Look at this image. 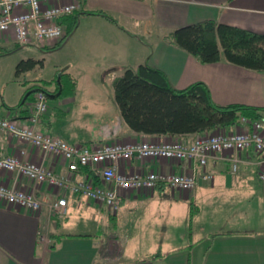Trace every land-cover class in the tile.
<instances>
[{
	"label": "crops",
	"instance_id": "crops-1",
	"mask_svg": "<svg viewBox=\"0 0 264 264\" xmlns=\"http://www.w3.org/2000/svg\"><path fill=\"white\" fill-rule=\"evenodd\" d=\"M74 16L76 20L73 19ZM204 19L264 33V0H81L79 10L65 17L63 24H66L67 28L72 26V21H77L79 26H82L83 33L87 34L91 48L102 59V65L117 67V71L107 76L111 84L122 68L147 62L161 70L176 89H182L194 82H203L217 104L240 103L264 107V72L243 68L225 60L202 64L170 40L169 34L174 29ZM57 46L58 43H51L44 48ZM134 56L138 58L135 60V66L132 65ZM25 103L16 110L11 109L14 106L7 105L1 110L0 118H17L23 123L26 122L28 113L25 111ZM114 107L117 123L115 128H111L114 136L112 142L145 139L161 143L180 138L190 143L203 134L156 136L136 133L120 117L115 101ZM246 127H249V124L240 121L225 130L234 132ZM21 150L25 151L24 155H21ZM230 154L217 153L214 158L208 159L206 172L213 176L212 181L199 179L194 189L188 192L170 191L171 195L184 199L191 197L194 201L204 198L208 203H214L221 198V202L228 206L218 210L225 213L233 211L229 206L231 201L226 198L234 190L247 196L264 198V185L257 178V153L252 148L241 151V162L235 174L230 171ZM5 155H15L26 161L41 163L57 174L66 173V164L63 161H53L40 150L0 131V157ZM129 165L135 170L164 173H178L186 166L189 173L199 172L195 162L188 164L176 160L167 162L164 159L132 158ZM83 171L85 170H81L80 177H83ZM0 182L8 186L16 183L19 188L33 190L42 203L40 209L35 212L0 203V264H152L145 259H129L124 255L111 253L100 258L97 253L99 251L100 254L99 248L104 242L101 243L99 238L107 235L103 229H107L111 234L110 222L119 224L121 228L125 225L126 210L131 213L141 207L146 214L154 216V211L158 208L156 205L165 196L167 188L164 186H158L156 190L146 193L125 192L121 195L120 206L116 212H111L93 200L67 192L66 210L56 212L51 211L49 205L56 200L59 193L53 192L45 183L35 185L26 178H19L15 182L13 173L2 170ZM218 210L216 212H219ZM237 226L238 223H234L232 227L224 226L222 235L215 238L220 240L223 247L220 251L213 252L211 264H264V238L254 239L240 235L241 232L254 233L260 230L242 231ZM191 229L189 235L192 240L195 228ZM199 229L204 231L206 228ZM150 234L151 229L148 227L144 236ZM114 236L116 237V234ZM97 241L99 245L96 244ZM57 246L60 247L59 250ZM62 252L65 254L59 255ZM165 259L166 256L158 260L163 264Z\"/></svg>",
	"mask_w": 264,
	"mask_h": 264
},
{
	"label": "rangeland",
	"instance_id": "rangeland-1",
	"mask_svg": "<svg viewBox=\"0 0 264 264\" xmlns=\"http://www.w3.org/2000/svg\"><path fill=\"white\" fill-rule=\"evenodd\" d=\"M76 23L70 35L55 48H24L0 40V112L7 105L16 106L25 98L30 102L35 93L32 90L39 88L48 97L46 118L39 125L41 130L71 144L111 143L114 140L111 128H115L117 116L112 84L107 76L118 69L102 65L87 34ZM27 59L42 61V66L37 64L16 75L17 64ZM136 59L134 56L133 66ZM229 195L226 200L231 201L229 206L233 211L225 213L219 211L228 206L221 198L214 203H208L204 198L194 201L191 197H173L167 189L156 205L154 216L137 207L131 213L124 211L122 228L110 222L111 234L103 229L107 235L99 238L104 245L99 248V241L96 242L101 250L97 255L100 258L108 253L124 255L152 264H160L158 259L165 256L167 259L163 264H211L213 252L223 247L215 238L222 235L224 226L232 227L238 223L237 227L242 231L260 230L241 232L240 235L264 238V198L247 196L236 190ZM148 227L151 234L144 236ZM193 227L195 234L191 240L189 231ZM199 227L206 229L202 231ZM211 227H216L214 232ZM59 248L57 246V250Z\"/></svg>",
	"mask_w": 264,
	"mask_h": 264
},
{
	"label": "built area",
	"instance_id": "built-area-1",
	"mask_svg": "<svg viewBox=\"0 0 264 264\" xmlns=\"http://www.w3.org/2000/svg\"><path fill=\"white\" fill-rule=\"evenodd\" d=\"M81 0H0V40L24 48H44L58 43L65 36L63 19L77 12ZM47 94L43 90L34 93L25 103L29 109L26 122L17 118H0V131L16 137L32 148L40 150L53 161L66 164V173L57 174L41 163L23 160L15 155L0 157V170L13 173L15 182L26 178L35 185L46 184L59 196L50 205L51 211H65L66 193L79 195L103 205L111 212L120 206L121 195L128 191L152 192L158 186L170 191L188 192L198 180L212 181L206 172L208 159L217 153L230 152L231 173L235 174L241 162L240 152L252 148L258 155L257 178L264 185V118L248 122L243 130L227 132L216 129L203 133L192 142L173 139L168 142H151L145 139L131 142L106 144H71L39 128L48 109ZM25 151L21 150V155ZM132 158L164 159L167 162H195L198 171L188 172L187 167L176 173L142 169L129 165ZM83 177H80L81 170ZM0 203L22 208L27 212L40 209L42 203L33 190L19 188L0 182Z\"/></svg>",
	"mask_w": 264,
	"mask_h": 264
},
{
	"label": "trees",
	"instance_id": "trees-1",
	"mask_svg": "<svg viewBox=\"0 0 264 264\" xmlns=\"http://www.w3.org/2000/svg\"><path fill=\"white\" fill-rule=\"evenodd\" d=\"M72 22V26L65 28V36L58 46L75 27L77 21ZM169 38L202 64L225 60L243 68L264 72V33L204 19L174 29ZM42 63L33 59L21 60L17 64L16 75L37 64L42 66ZM112 89L122 120L132 131L144 135L200 134L232 127L241 118L248 122L264 118V107L215 103L203 82L176 89L161 70L147 62L123 69L113 79ZM38 90L42 89L35 88L32 91ZM26 99L11 109H19ZM25 111L28 113L29 109Z\"/></svg>",
	"mask_w": 264,
	"mask_h": 264
}]
</instances>
